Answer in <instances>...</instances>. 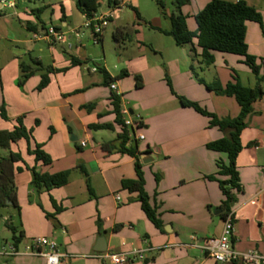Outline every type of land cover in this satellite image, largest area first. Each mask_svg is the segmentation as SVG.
Listing matches in <instances>:
<instances>
[{
    "label": "crops",
    "instance_id": "crops-1",
    "mask_svg": "<svg viewBox=\"0 0 264 264\" xmlns=\"http://www.w3.org/2000/svg\"><path fill=\"white\" fill-rule=\"evenodd\" d=\"M20 1L15 0L14 9H18ZM115 1L107 0V9L102 11L99 6L96 14L112 11L111 23L107 28L111 27V31H119L118 39H122L123 27L114 17L115 10H118L113 7ZM191 1L193 0H190V3ZM208 1L210 0L197 1L199 6L193 14V20ZM133 5H135L134 0H128L126 7H131L133 12H137ZM186 7L187 5L182 8V13ZM4 9L5 7L0 5V11ZM35 11L31 12L37 15L42 13L39 10ZM258 11L262 15L264 28V9ZM134 15L133 25L139 27L140 17L137 18L135 12ZM187 17L192 18V16ZM187 17V28L193 32L196 30L195 21L193 27L192 22L187 24ZM61 18L62 27L66 32L58 26L41 22L36 24L31 20H27L26 25H30L34 30L29 31L27 26L26 29L32 34H41L47 27H57L68 35V40H71L74 37L72 31L78 27L67 24L64 7H61ZM82 19L84 21L85 16L82 15ZM250 23L246 24L245 38L248 53L258 59L264 58L262 32L260 30V33H257V24L256 27L251 26L249 29ZM150 28L157 32L162 30L156 27ZM135 32L138 33L136 28ZM118 39H115L116 43ZM31 42L34 47L42 44L47 48L51 64H44L39 56L34 61L40 63L43 70L47 66L46 69L51 68L55 71L48 74L49 83L41 91L36 90L41 75L37 73L43 71L35 72L25 82L22 87L23 93L0 80V105H5L8 118L6 121L0 119V129L9 130L8 122L22 118L24 127L32 131L30 140H33L34 146L42 145V150L51 159V164L48 166L33 161L32 168L36 172L47 174L63 172L76 168V163L79 169L69 174L70 178L65 186L49 192H41L37 198L38 203L27 201L28 196L29 198L31 196L26 190L29 174H23L22 169L21 172H17L21 175L15 179L20 207L17 214L20 221L18 231L22 233L21 242L38 236L53 239L58 245V253L65 256L60 259L59 264H111L109 260H98L95 256L131 254L139 251L144 253V259L139 261L131 257L128 264H213L212 259L203 252L202 246L207 239L217 238L221 233L222 219L219 217L220 214L215 216L213 212L219 210L224 198L218 184L207 178L216 174L218 161L226 163V155L209 151L206 149V144L224 135L217 128H210L206 117L193 109L180 106L176 96L181 95L182 98L184 96L183 99L197 103L219 119H233L238 116L239 106L234 98L226 96L223 97L224 99L214 98V104L209 110L208 106L203 104L207 95L202 94L198 89L186 96L176 92L178 90H176L175 78L182 81L188 76L185 57L166 63L168 76L176 82L174 85L166 78L168 88L166 89L159 87L161 84L163 86L164 75L161 76L158 67L148 65L145 50H141L134 60L128 59L125 62L126 71H122L119 76L106 68H100V65H96V72L86 69L87 72L84 74L83 66L90 57L87 58L82 53L84 45L80 38L75 42V47L67 46L75 55L71 58H68L69 53L63 42L51 47L44 40L32 39ZM102 43L103 36L100 46ZM57 46L61 48L59 53L56 52ZM31 52H34L33 49L24 51V54L29 55ZM194 56L199 54L195 52ZM241 59L243 63V58ZM72 61L77 64L71 66ZM32 69L37 67L33 66ZM100 69L106 72L109 82L104 81ZM124 72L127 76H122ZM135 76L140 77L139 88L135 86ZM230 81L232 76L228 82ZM110 84H115L119 92L121 120L130 119L135 122L139 119L140 124L136 134H142V130H149L148 137L142 142H135L130 137L125 147L136 146L140 154L147 152L154 157V161L150 164L143 165L141 161L140 164L144 192L148 196L150 206L156 210L163 232L157 230L146 218L137 200V194L121 188V181L136 180V173L134 159L118 151L120 141L117 135L120 128L115 123L112 107L114 91H110ZM210 96H207L209 102ZM129 100H132V103ZM263 102L264 97L254 102L252 109L260 103L264 110ZM85 105L87 107H84ZM124 110L127 111V115L122 114ZM145 111H153L156 114L144 116ZM253 118L255 117L250 118L249 123ZM26 119L30 121L27 122ZM258 119H263V123L257 125L253 133H249L253 130V126L249 124L240 136L243 148L236 159V169L241 191L236 196L237 201L231 209L234 216L232 247L238 252L256 251L264 258L263 111ZM31 125L33 127L30 129ZM94 125H110L112 128L107 131L113 132L115 138L103 143L102 138L99 137V140L95 141L94 135L104 130H90L89 127ZM21 141L25 140L12 144L11 148ZM90 141L96 142L94 147L89 148ZM81 142L85 143V147L80 146ZM141 143H147L145 149H141ZM250 143L255 145L249 146ZM105 144L110 146V152L102 149ZM153 145L158 147V154L151 150ZM97 147H101V152ZM31 159H29L30 163ZM20 163H16L15 166L20 168ZM157 170L161 171L162 177L158 182L155 181L157 185L155 184L154 187L152 181L155 180L154 173ZM77 171L86 178V181L75 174ZM88 184L93 191V199L88 198ZM77 185L84 186V196L79 195L80 198L76 196L81 190V188L76 189ZM52 200L61 208V212L55 213ZM8 208L16 210L9 206L0 209V215L4 211L7 217ZM8 218L5 227L9 224L13 225L12 216ZM100 237L104 238L106 244V251L102 253L95 251L96 242ZM0 264H45V260L19 256L7 260L0 259Z\"/></svg>",
    "mask_w": 264,
    "mask_h": 264
},
{
    "label": "trees",
    "instance_id": "trees-1",
    "mask_svg": "<svg viewBox=\"0 0 264 264\" xmlns=\"http://www.w3.org/2000/svg\"><path fill=\"white\" fill-rule=\"evenodd\" d=\"M190 3V0H174V12L168 16L170 29L167 31L159 30L160 33L170 36L177 47L186 45L191 46V52L195 53L196 48L200 50V57L205 66L213 63V52L229 54L243 58V63L248 67L251 74L254 76L256 86L249 88L244 86L236 74L232 75V81L224 86L219 82L206 84L194 72L193 65L189 69L194 74L198 83L203 85L206 90L214 92L219 96H226L234 98L239 106V114L237 117L219 119L212 113H208L201 108L197 103L187 101L181 97L176 96L180 106L183 108L193 109L196 113L208 119L210 128H217L224 136L216 141L206 144V149L215 153L226 155V163L218 161L216 163L217 172L214 176L207 179L215 181L218 184L219 190L223 196V201L220 205L219 217L223 220L231 212L233 205L236 203V196L241 191L239 183V176L236 169V159L242 151L240 136L242 131L247 127L246 119L253 112L252 105L257 100L264 96L261 90L260 83L264 81V58H256L248 53V45L246 44V24H257L262 32L264 38V28L262 26V15L254 7L248 5L246 2L239 0L236 2H229L225 0H210L207 4L194 16L196 30L191 32L186 25V16L182 13V8ZM75 7L77 11L86 18L91 17L97 13L99 4L97 0H75ZM136 17L139 15L134 11ZM63 18V14H62ZM29 31L34 30L30 25H26ZM59 30L57 27H54ZM158 30V29H157ZM119 31L114 34V39H118ZM196 42L195 47L193 42ZM75 61L71 62V66H75ZM32 65L37 69H32L30 66L20 64L21 72L20 80L17 82L18 88L22 89L25 82L34 75L35 72L44 71L40 63L32 61ZM54 69H46L40 75V82L36 88L37 91L44 89L48 83V74L53 73ZM65 71V70H63ZM105 82H109L108 75L103 69H100ZM122 76H127L126 72ZM135 86H141L140 77L135 76ZM174 95V93L172 92ZM112 107L115 114V123L120 128L117 139L120 141L119 152L134 159V170L136 173V180H122L121 188L129 193H136L137 200L140 203L141 210L145 214L150 223L159 231L163 232L162 223L156 214V210L149 204V199L144 192V180L141 172V164L139 160L140 153L137 147L126 148V144L130 137L134 139L136 130L128 129L124 126L120 114V99L115 94H112ZM0 119L8 120L5 105L0 106ZM140 124V122H139ZM90 130H110V125H94L89 127ZM139 127H137L138 129ZM32 138V131L27 130L22 122V118L15 120V126L12 131L0 130V209L9 206L19 210L16 205V193L14 186V173L21 172L20 168L15 169V164L22 162V157L18 153L11 152V145L16 144L20 140L28 142ZM255 143H250L249 146H254ZM105 152H110V146L105 144L102 146ZM2 152H7L2 155ZM27 153L34 157L35 163H40L43 166L51 164L50 157L42 150V145L35 144L34 149L27 150ZM32 180L31 188L36 193L49 192L52 189L61 188L68 182L69 171H63L56 174H47L36 172L31 169ZM218 177V178H217ZM219 178H224L219 179ZM158 176H155V181L158 182ZM87 191L90 196H93V191L89 184ZM52 205L55 208V213L61 212V208L57 207L52 200ZM210 209V208H209ZM6 228L12 234V240L16 244H20L22 240V233L17 231L13 225H6Z\"/></svg>",
    "mask_w": 264,
    "mask_h": 264
},
{
    "label": "rangeland",
    "instance_id": "rangeland-1",
    "mask_svg": "<svg viewBox=\"0 0 264 264\" xmlns=\"http://www.w3.org/2000/svg\"><path fill=\"white\" fill-rule=\"evenodd\" d=\"M7 1L15 2V0H7ZM197 1L198 0L191 1V3L187 5L186 10L183 13V15L185 14L184 16L186 17L192 16V18L187 17V24L192 22V24L194 25L193 27H195L193 14H195L194 12L198 10L197 8L199 6ZM225 1L236 2L239 0H225ZM242 1L246 2L248 5L258 10L264 9V0H242ZM134 2L135 5H133V8L137 10L140 17V21H138L139 27L133 25L134 23L133 20H135V15L131 7L115 10V14H114L115 20L120 26L123 27L122 32L124 34L122 39H118V43H116L114 39L115 30L111 31V27L107 28L106 31L104 32L103 43L101 46L100 43L99 45H92L89 33L86 31H81L82 36L80 37V40H82L84 45L82 49V53L85 54L87 58L90 57V60L86 63V65L83 66L84 74H86L87 72L86 69H90V71H92L93 68H96V65H100V68H106L110 72H114L117 76H119L122 71L124 70L126 71L127 69V65L125 64V62L128 59L134 60L141 50H145L146 51L145 58L147 60L148 65L153 67L154 66L158 67L161 76L164 75V79H162L163 86L161 84L159 86L160 88L165 87L166 89H168L167 81H166L167 78L168 80L171 81V83H174V85H176L177 82L176 90L178 91L176 90L175 91L178 92L179 94H184L186 96L187 94H190V92L191 93L196 92V89H198L204 95L207 96L211 95L210 102L207 101L208 97L206 96L205 102L203 103L206 106H208L209 110H211L214 104L213 101L214 98L224 99L223 98L224 96L216 95L214 92L211 91L209 92L206 90V88L203 85L199 84L197 79H195L194 74L189 69L190 65H193L194 72L198 75V78L202 79L206 84H212L217 81L224 86L226 82H228L231 79V76L233 74H236L244 86L249 88H253L256 86V81L254 76L251 74L248 68L244 66L241 58L232 55L212 53V56L214 58L213 63L209 66H205L202 63L200 52L198 53L199 50L195 47V42H193V45L196 48V52L197 54H199V56H194V53L191 52L190 45H186L183 47H176L173 39L170 36H165L160 32H157L156 30L150 28V27H156L162 30L170 29L168 16L174 12L175 9L174 0H134ZM98 4L102 11L107 9V0H98ZM61 7H64V10L66 12L67 24L73 27L75 26L79 27L82 24L83 22L82 15L77 11L75 7V0H21L19 2V7L17 10L14 8L12 9L5 8L4 10L0 11V80H2L3 83L8 84V86L11 85L12 87L18 89L20 93H23L24 91L18 88L17 86V82L20 80L21 77L19 65L22 63L24 65L33 68L32 61L36 59L38 56L42 59L44 64L46 65L51 64L49 52L47 48L44 47V45L36 44L37 45L36 47L32 46L33 45L32 44L33 42H31L32 33L27 31L26 24L28 23L27 20H31V22H35L36 24H39L41 22L47 25L58 26L61 28L63 32H66L65 28L62 27V23H61V19H62ZM26 9L27 11L28 10L29 11L28 12L25 11ZM32 10L41 11L42 13L39 14L40 17L39 15H37V13L33 14L31 12ZM251 26L256 27L257 25L250 23L249 29ZM135 28L138 30V33L135 32ZM260 30L261 29L258 26L257 33H260ZM67 36L68 35H66V38L62 44L69 53V55L67 54L68 58H71L74 57L75 55L68 49L67 46L71 45L72 47H75V42L78 39H75L73 37L71 38V40H68ZM31 49H33L34 52H31V54L29 55L24 54V51L27 50L29 51ZM60 49L61 48L57 46L56 52L59 53L58 51H60ZM184 57L185 60L187 61L185 66V68H187L186 72L188 74L187 79L184 78V80L180 81L179 79L175 78L176 80L175 82L174 79H171L168 76V73L166 72L167 71L166 63L175 59L176 60L177 59L180 60V58L184 59ZM44 68L45 69L43 72L45 73L47 66H45ZM42 73H37V75ZM97 76L101 77V75H97ZM260 87L261 90L264 92V81L260 83ZM177 96L182 98L181 95H177ZM197 96H202V95H197ZM137 100L139 101V98H137ZM129 101L132 103V100ZM0 104H1V91H0ZM84 107H87V105H85ZM262 111L264 115V110L260 103L256 104L255 108H253L252 115H250V117L246 121L247 125L251 124L253 126V130H250L249 133H253L255 127L263 123V119L260 120L258 119L261 117ZM143 114L144 116L146 115L154 116L156 112L145 111ZM251 117H255V118H253L252 122L249 123ZM15 119L11 122H8V126L10 125V129L3 131H12L13 127L15 126ZM26 121L29 122L30 120L26 119ZM32 127L33 125H31L30 129ZM148 133H149L148 129L142 130V135L144 136V138L148 137ZM99 137L102 138V141L104 143L106 141L113 140L115 138V135L111 131L104 130L96 133L94 135V140L98 141ZM38 138H40L39 135ZM95 141L89 142V148L94 147V145L96 144ZM140 145H141V149L143 148L145 149L147 143H141ZM157 148L158 147L153 145L151 147V150L158 154ZM28 149L31 151L34 149L33 140H29L28 142L21 141L19 144L13 145V147L11 148V152L18 153L21 155L22 162L19 164L20 169L24 171L23 174L28 173L30 177L29 182L27 183L26 190L30 193L31 196L30 198L28 196L27 201L30 203H32L33 201L35 203H38L37 198L39 194L36 193L31 188V180H32L31 169L34 164L33 162L34 160L33 157H31V155L27 153ZM97 149L99 152H101V147H97ZM6 153L7 152H2V155ZM29 157L32 158L31 163ZM75 165L76 168L74 167L73 169L66 170L69 171L70 175L74 171L79 169L77 163ZM17 168L18 166H15V169ZM160 172L157 170L154 173L155 174L154 176H158L159 180L162 177V173ZM78 173L79 172L77 171L75 174L80 175ZM18 174L19 173L15 171L13 181H14L15 193H16V205L18 209H20L18 205V188L15 180L19 176L21 177V175ZM51 174H56V173H51ZM79 177H81V179L86 181V178H84V176L80 175ZM152 183L154 187L155 184L157 185L155 180H153ZM79 188H81V190L76 193V196L78 198H80L79 195L84 196L83 194L84 186L79 187L77 185L76 189ZM88 198L93 199L94 195L90 196L88 194ZM8 212L9 213L7 217H5L6 215L4 211L1 212L0 215V238L2 240L5 239L6 241H11L12 234L5 227L6 221L9 219L8 217L11 215L12 224L14 227L17 228V231L19 228L20 221L17 214L18 212L17 209L13 210L11 208H8ZM39 238H46L48 240L54 241L49 237H39V236L33 237L27 239V241L25 242H21L20 250L21 251L23 250V248L25 247L24 245L29 244L32 240ZM135 260H137V258ZM212 263L215 264L214 261Z\"/></svg>",
    "mask_w": 264,
    "mask_h": 264
},
{
    "label": "built area",
    "instance_id": "built-area-1",
    "mask_svg": "<svg viewBox=\"0 0 264 264\" xmlns=\"http://www.w3.org/2000/svg\"><path fill=\"white\" fill-rule=\"evenodd\" d=\"M128 0H116L113 3L114 9L126 8ZM0 5L5 8H14L15 2H8L7 0H0ZM112 11L105 14H93L91 17L84 19L83 23L72 31V35L75 38L82 36L81 31L89 33L92 45H99L102 36L111 23ZM66 35L60 30H56L50 26L42 30L41 34L33 33L32 39L34 41L44 40L49 46H53L56 43L64 42ZM96 68L92 69V72H96ZM110 91H114L116 96H119L115 84H110ZM122 114L127 115V111H123ZM140 120L133 122L130 119L124 120V126L128 129L136 130L139 127ZM144 136L142 134H135L134 141L142 142ZM81 147H85V143H80ZM234 237V216L230 213L222 220L221 233L217 238L207 239L202 250L208 258L212 259L216 264H264V258L261 257L256 251L238 252L233 249L232 241ZM19 244H16L13 240L6 241L0 239V259H12L19 256H27L34 258H42L45 260V264H59L60 259L65 257L58 253V245L54 241L46 238H39L32 240L29 244L25 245L21 251ZM131 257L139 260L144 259L143 252L131 253V254H100L95 256L98 260H109L111 264H128Z\"/></svg>",
    "mask_w": 264,
    "mask_h": 264
},
{
    "label": "water",
    "instance_id": "water-1",
    "mask_svg": "<svg viewBox=\"0 0 264 264\" xmlns=\"http://www.w3.org/2000/svg\"><path fill=\"white\" fill-rule=\"evenodd\" d=\"M76 140V139H75ZM140 158V161L143 165H147V164H150L151 162L154 161V157L152 154L150 153H147V152H144L142 154H140L139 156ZM213 214L215 216H218L220 214V210H216L213 212ZM95 251L96 252H105L106 251V244H105V241H104V238L103 237H100L97 242H96V248H95Z\"/></svg>",
    "mask_w": 264,
    "mask_h": 264
}]
</instances>
